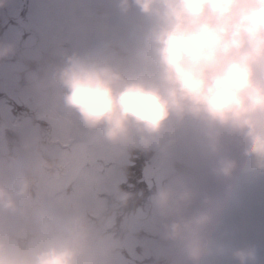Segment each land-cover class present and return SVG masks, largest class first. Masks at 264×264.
<instances>
[{"label": "clouds", "instance_id": "obj_1", "mask_svg": "<svg viewBox=\"0 0 264 264\" xmlns=\"http://www.w3.org/2000/svg\"><path fill=\"white\" fill-rule=\"evenodd\" d=\"M114 9L112 34L70 46L29 75L26 91L123 157L188 152L203 185L173 179L149 197L158 254L256 264L257 245L235 240L218 204L235 159L264 175V0H114ZM14 51L0 42V58ZM33 151L39 171L58 170L53 145ZM33 184L23 160L0 179V264H108L112 250L85 214L88 192L63 208L38 201ZM129 196L111 193L119 206Z\"/></svg>", "mask_w": 264, "mask_h": 264}, {"label": "rangeland", "instance_id": "obj_2", "mask_svg": "<svg viewBox=\"0 0 264 264\" xmlns=\"http://www.w3.org/2000/svg\"><path fill=\"white\" fill-rule=\"evenodd\" d=\"M111 8H114V0H8L6 6L0 8V42H14L15 51L0 58V111L19 117L27 111L23 104H17V100L30 95L26 91L30 74L40 73L51 60L72 45L86 44L101 35L112 34L117 28V20ZM149 153H144L143 158ZM172 159L197 172L187 151L177 152ZM174 172L175 167L170 161L152 177L144 176L142 179L148 189L152 187L151 194L157 186L173 179L203 185V181L196 182L179 175L171 177ZM233 172L235 179L229 182L227 194L218 207L225 213L237 242L256 244L257 238L252 233L262 231L264 235V175L247 172L238 158ZM124 181L123 175L121 183ZM121 183L116 188L119 189ZM140 211L153 217L150 203ZM145 235L144 232L138 234L139 237ZM149 235L154 242L155 232ZM121 254L130 264H151L152 261L147 263L145 260H160L165 256L156 252L154 243L147 248L136 247L131 255L122 249ZM171 261L172 264H183L174 256ZM220 264L230 262L221 261Z\"/></svg>", "mask_w": 264, "mask_h": 264}, {"label": "snow or ice", "instance_id": "obj_3", "mask_svg": "<svg viewBox=\"0 0 264 264\" xmlns=\"http://www.w3.org/2000/svg\"><path fill=\"white\" fill-rule=\"evenodd\" d=\"M17 104L27 109L19 117L0 111V179L18 160H23L33 176L38 201L52 200L63 208L74 207L86 190L90 203L85 214L112 250L108 264H130L121 250L131 255L136 247L153 244L149 234L156 231V224L143 211L123 213L111 199L113 189L123 180L121 169L126 157L83 132L75 119L59 114L51 101L29 95L17 100ZM5 129L15 137L8 155L2 151ZM44 144L54 146L53 157L59 165L54 173L35 167L39 157L33 150ZM140 232L146 235L139 237Z\"/></svg>", "mask_w": 264, "mask_h": 264}, {"label": "trees", "instance_id": "obj_4", "mask_svg": "<svg viewBox=\"0 0 264 264\" xmlns=\"http://www.w3.org/2000/svg\"><path fill=\"white\" fill-rule=\"evenodd\" d=\"M115 13V9L111 8ZM43 60H46L44 58ZM144 153L132 152L126 157L127 162L122 165V173L125 177V181L119 185V190L122 192L130 193V196L126 203L123 206H119L121 211L125 214L127 213H135L138 208L140 210L145 209L148 205L149 197L151 194L152 187L148 189L147 185L143 182L142 173H141V164L143 163ZM237 160V159H235ZM175 167V172L173 175L183 176L189 180H194L196 182H201L202 179L199 177L197 172H195L192 168L186 166L184 163L174 161L172 163ZM119 219V217H118ZM256 234L258 250H257V260L258 264H264V245H263V234L259 232L252 233ZM153 264H172L171 256H166L160 260L152 259Z\"/></svg>", "mask_w": 264, "mask_h": 264}, {"label": "water", "instance_id": "obj_5", "mask_svg": "<svg viewBox=\"0 0 264 264\" xmlns=\"http://www.w3.org/2000/svg\"><path fill=\"white\" fill-rule=\"evenodd\" d=\"M172 157L167 159H161L156 156L155 153H152L151 156L144 163L142 170L148 176H153L164 164L171 161Z\"/></svg>", "mask_w": 264, "mask_h": 264}, {"label": "flooded vegetation", "instance_id": "obj_6", "mask_svg": "<svg viewBox=\"0 0 264 264\" xmlns=\"http://www.w3.org/2000/svg\"><path fill=\"white\" fill-rule=\"evenodd\" d=\"M3 146H6L9 149V144L3 142Z\"/></svg>", "mask_w": 264, "mask_h": 264}]
</instances>
